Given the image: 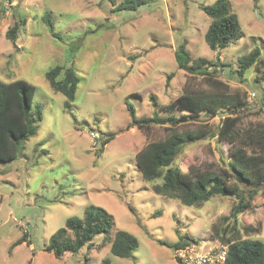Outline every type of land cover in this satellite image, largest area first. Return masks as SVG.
<instances>
[{"label": "rangeland", "instance_id": "374dc122", "mask_svg": "<svg viewBox=\"0 0 264 264\" xmlns=\"http://www.w3.org/2000/svg\"><path fill=\"white\" fill-rule=\"evenodd\" d=\"M122 1L0 0V80L33 85L32 110L41 113L36 134L22 143L17 158L0 162V264H101L104 259L110 264H179L171 248L159 242L172 245L183 235L205 242L213 240V227L230 226L233 198L213 197L199 207H187L153 194L151 186L161 180L144 181L135 157L169 131L167 125L128 128L124 101L133 94L140 97L129 99L137 118L155 111L164 117L149 102L150 95L158 105H167L185 90L204 89L199 73L190 75L175 62L174 52L185 41L192 60L214 64L206 72L226 83L230 93L244 95L247 109L240 114L239 128L264 124V81L257 65L242 79L235 72L238 58L254 49L264 61V0H228L242 37L218 52L204 41L210 21L199 9L216 0H152L134 12L112 13ZM15 24L14 48L5 34ZM56 65L70 67L78 78L68 110L65 98L45 79ZM249 94H254L251 100ZM224 116L201 114L177 129L206 124L214 132ZM110 135L114 138L102 145ZM230 150L216 138L187 143L173 166L182 172L190 166L223 168ZM90 206L112 216L113 231L137 239L132 258L113 256L109 245L98 251L101 235L93 239V247L77 254L58 259L47 251L50 237L65 221L83 218ZM249 225L257 231L245 236L242 227ZM238 226L243 238L258 239L264 246V186L250 209L238 216Z\"/></svg>", "mask_w": 264, "mask_h": 264}, {"label": "trees", "instance_id": "16d2710c", "mask_svg": "<svg viewBox=\"0 0 264 264\" xmlns=\"http://www.w3.org/2000/svg\"><path fill=\"white\" fill-rule=\"evenodd\" d=\"M152 0H123L112 13L137 11ZM254 1V0H253ZM199 9L209 19L204 41L213 52H218L242 37L240 23L236 14L231 11L228 0H216L211 5H200ZM22 23V21H21ZM50 33L53 24L45 21ZM19 24L10 27L5 36L14 48ZM218 54V53H217ZM178 69L190 74H200L203 77L204 89L185 90L176 100L167 105H158L154 95L149 96V102L154 108L161 109L164 117H159L157 111L151 117H136V110L130 98L140 99L136 94L126 98L124 103L130 123L128 128L136 127L146 130L152 125L166 126L168 133L160 141L147 143L136 155L135 163L141 178L153 184V194L164 199L174 200L187 207H199L213 197L235 199L227 221L229 228H212L213 239L227 246L225 264H264V246L258 239L243 238L238 226V216L251 207V202L259 189L264 186V124H249L239 128L240 114L247 109L244 95L238 92L230 93L229 87L207 69L214 67L211 62L200 58L192 60L183 41L174 52ZM236 75L243 78L244 73L257 65L260 79L264 81V61L260 60V51L254 49L237 60ZM222 66V64H221ZM215 72V70H214ZM166 77V85L172 78ZM45 79L55 93L65 98L64 109L68 110L74 101L78 78L70 67L56 65L45 73ZM36 88L24 80L5 83L0 80V162L15 160L20 153L22 143L34 136L37 123L41 121L39 109L32 110V100ZM224 113L214 132L207 125L195 128L177 129L189 121L198 119L201 114L216 117ZM114 138L107 137L102 145ZM216 138L218 142L230 145L229 160L226 167L201 170L190 166L187 172H182L173 166L175 157L187 143ZM244 190H247L245 192ZM257 229L252 226L242 227L245 236H250ZM101 235L103 240L96 249L99 251L107 245L110 253L121 259L133 257L137 248V239L122 230L113 231V218L102 208L87 207L83 218H68L64 227L55 232L49 239L47 251L55 258H62L66 253L77 254L82 248L93 247V239ZM25 235L23 236V240ZM194 241L183 235L172 245L159 242L173 250ZM87 259V258H86ZM85 259V260H86ZM87 264V262H85ZM101 264H110L104 259Z\"/></svg>", "mask_w": 264, "mask_h": 264}, {"label": "built area", "instance_id": "2783aa9c", "mask_svg": "<svg viewBox=\"0 0 264 264\" xmlns=\"http://www.w3.org/2000/svg\"><path fill=\"white\" fill-rule=\"evenodd\" d=\"M253 97L254 94H249L247 100ZM173 256L179 264H225L227 246L215 239L205 242L194 239L187 245L173 250Z\"/></svg>", "mask_w": 264, "mask_h": 264}, {"label": "water", "instance_id": "95a60500", "mask_svg": "<svg viewBox=\"0 0 264 264\" xmlns=\"http://www.w3.org/2000/svg\"><path fill=\"white\" fill-rule=\"evenodd\" d=\"M172 250V249H171ZM172 252H173V250H172Z\"/></svg>", "mask_w": 264, "mask_h": 264}]
</instances>
